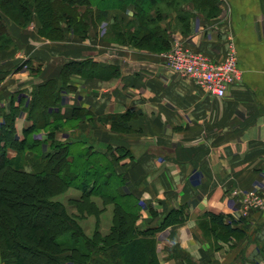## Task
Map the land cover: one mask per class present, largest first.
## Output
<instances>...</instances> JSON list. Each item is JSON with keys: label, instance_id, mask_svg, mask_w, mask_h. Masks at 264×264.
<instances>
[{"label": "crops", "instance_id": "obj_1", "mask_svg": "<svg viewBox=\"0 0 264 264\" xmlns=\"http://www.w3.org/2000/svg\"><path fill=\"white\" fill-rule=\"evenodd\" d=\"M137 1L150 16L157 5L172 10L161 12L159 23L170 43L174 34L215 62L233 44L241 80L216 98L169 70L164 51L102 39L99 24L117 25L122 34L123 20L134 32L136 6L133 0H91L90 8L107 11V17L84 40L68 33L50 42L38 35L35 17L25 28L6 21L13 47L0 52V110L7 112L11 103L20 108L14 123L20 136L31 125L25 109L34 89L58 79L66 63L97 64L94 76H69L70 88L62 91L56 110V140L69 144L74 160L83 161L86 152L90 169L99 157L110 166L120 180V202L139 214L141 229L181 211L177 222L155 235L160 264H264V0H218L213 18L196 12L191 2L171 7L172 0ZM173 8L194 14L186 33ZM111 72L116 75L108 77ZM75 111L87 114L82 118ZM123 114H129L126 130L99 120ZM37 132L42 149L50 151L48 128ZM117 148L127 155L119 156ZM254 197L263 204H254ZM207 213L223 216L231 232L216 227Z\"/></svg>", "mask_w": 264, "mask_h": 264}, {"label": "trees", "instance_id": "obj_2", "mask_svg": "<svg viewBox=\"0 0 264 264\" xmlns=\"http://www.w3.org/2000/svg\"><path fill=\"white\" fill-rule=\"evenodd\" d=\"M175 1L169 2L171 7L177 5ZM133 2L139 20L134 32L121 34L117 25L110 27V32L114 31L119 43L130 44L134 48L159 52L167 50L170 38L164 34L166 30L159 26L162 11L155 9L156 16H150V9H144L137 0ZM191 3L196 12L207 18L216 17L219 13L218 0H192ZM90 7L91 0H0V52L13 47L6 21L25 28L35 17L40 24L38 35L50 41L62 40L66 32L84 38L93 19L101 22L107 17V11ZM177 9L173 8L178 28L186 33L189 19L194 14ZM96 65L90 61L66 63L58 79L34 89L25 109L31 125L23 129L21 137L14 126L20 108L11 103L7 112L0 110V264H160L155 235L177 222L182 216L181 211L170 212L157 227L141 229L137 225L139 214L128 210L120 202L117 184L110 183L114 173H90L86 152L83 161L74 160L69 144L60 143L55 138V131L60 126L56 110L62 91L70 88L66 85L69 76H94L97 69L92 67L97 68ZM115 75L111 72L108 77ZM74 114L85 118L87 112L75 111ZM128 118L129 114H123L99 120L110 123L114 129L126 130L125 121ZM46 128L49 132H46L45 141L51 149L46 153L42 149L36 152L34 147L37 143L41 147L42 142L34 136L37 131ZM116 150L119 156L127 155L124 150ZM10 151L15 155L9 156ZM31 151L34 152L33 160L29 163L30 170L26 171L23 155ZM77 164L78 177L83 182L75 186L74 169ZM90 174L91 181L87 183L84 180ZM73 186L81 192L78 198L69 201L77 212L76 216L68 214L60 202L53 200V197ZM94 196L101 198L105 205L113 206L111 225L106 234L99 230V217L103 210L90 200ZM85 216L97 219L90 236L78 223ZM206 217L216 227L231 232L229 225L223 223V216L207 213Z\"/></svg>", "mask_w": 264, "mask_h": 264}, {"label": "rangeland", "instance_id": "obj_3", "mask_svg": "<svg viewBox=\"0 0 264 264\" xmlns=\"http://www.w3.org/2000/svg\"><path fill=\"white\" fill-rule=\"evenodd\" d=\"M183 2L184 3H186V2H192V0H177V1H175V3H177V5H179V4L183 3ZM155 9L161 10L162 12H167L169 15H172V10L167 9L164 5H157L155 7ZM97 23L99 24V22L97 20H94V19L92 20V25H95ZM101 23H102V21H101ZM92 25L89 26V28L87 30V33H88V31H89V29H90V27ZM122 25H123L124 29H126V31H129L130 28L132 27V25L130 23L124 22L123 20H122ZM28 26H26V27H28ZM109 28L110 27H103L101 29V26L99 24L98 29L100 30V36H101L102 39H106V40H109L110 39L111 41L116 42V44H118L120 46L122 45V46H127L128 48H134L130 44L119 43L115 39V37H114V31L111 33ZM117 31H120V30L117 29ZM68 33L71 34L70 32H66V34L64 35V38L62 40H60V41H63L66 38V35ZM173 35L174 34H172V40H171V43L169 45V48L162 53V56H163V58L165 60L169 57L170 53L174 50V48L177 47L178 50L183 51V53L185 55H187V56L194 55V54H198L201 57H203L204 59L208 60L209 62H215L212 59L208 58L207 56H205V55H203L201 53L192 51L190 48H188L182 42V40H180L179 37L173 36ZM77 37L84 40V39L87 38V35L84 38L79 37V36H77ZM48 41H50V40H48ZM60 41H50V42H60ZM216 63H218V62H216ZM67 125H71V124L67 123ZM20 137H21V133H20ZM40 142L43 143L44 141L43 140H40ZM34 148H35V151L36 152L41 151V149H42V147H40V145L38 143L36 144V146ZM49 149H51V146H50ZM42 150H44V151H42L43 153L46 151V149H44V148ZM75 150H77L76 147L74 148V151ZM32 152L33 151H31V152H25L24 155H23V160H24V164H25L24 167H25V170L26 171H29L30 170L29 163L32 162V160H33L32 157L34 155V152L33 153ZM9 155L11 156V153H9ZM75 157H77V156L75 155ZM75 159H78V157L75 158ZM95 162L97 164V167L94 168V169H91L90 170V173L91 172H94V171H95L94 173L103 172V171L105 173H108L109 171H111L110 166L103 159H101V157H99L98 159H96ZM78 167H79V164H77V166H75V169H77V170L74 169V171L76 172L75 173L76 174V177H75V180H74V185L75 186H77L82 181L81 180L82 178L78 177L79 176V172H78L79 168ZM0 176H1V173H0ZM91 177H92V175L90 174V177L88 178L89 180L86 178L84 181L87 182V183L90 182L91 181L90 180ZM118 181H120V180L118 179V176H115V174L110 179V183L112 185H116ZM4 184H6V183H4ZM75 186L70 187L69 189H66L62 193H60V194L56 195L55 197H53V200L55 202H60L63 205V207L65 208V210L68 212V214H70L72 216H76L77 215V212H76V210L73 207H71V205L69 204V201L71 199L78 198L81 195V192L78 189L74 188ZM90 200L93 201L95 203V205L100 210H103L102 213L100 214V217H99V223H98L99 224V230L103 234L108 233L109 228H110V225H111V220H112L113 206L111 204L105 205L104 202L102 201V199L99 198V197H95L94 196V197L90 198ZM78 223H79L80 227L82 228V230L87 235L90 236L92 234V232L94 231V229H95V226H96V223H97V219L95 217H93V216H85V217L81 218L80 220H78ZM44 263L45 262H43L42 264H44Z\"/></svg>", "mask_w": 264, "mask_h": 264}, {"label": "built area", "instance_id": "obj_4", "mask_svg": "<svg viewBox=\"0 0 264 264\" xmlns=\"http://www.w3.org/2000/svg\"><path fill=\"white\" fill-rule=\"evenodd\" d=\"M166 67L185 77L213 97L222 98L233 84L241 80V72L237 65L236 49L228 44L221 62H209L198 54L187 56L177 47L165 60ZM254 204L261 206L263 202L254 197Z\"/></svg>", "mask_w": 264, "mask_h": 264}]
</instances>
